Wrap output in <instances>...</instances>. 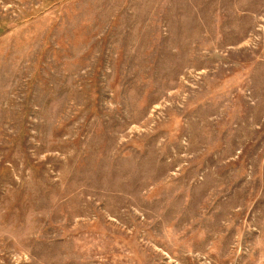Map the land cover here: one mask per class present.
I'll use <instances>...</instances> for the list:
<instances>
[{
    "label": "rangeland",
    "instance_id": "rangeland-1",
    "mask_svg": "<svg viewBox=\"0 0 264 264\" xmlns=\"http://www.w3.org/2000/svg\"><path fill=\"white\" fill-rule=\"evenodd\" d=\"M0 264H264V0H0Z\"/></svg>",
    "mask_w": 264,
    "mask_h": 264
}]
</instances>
